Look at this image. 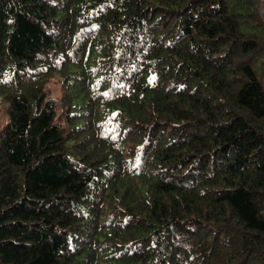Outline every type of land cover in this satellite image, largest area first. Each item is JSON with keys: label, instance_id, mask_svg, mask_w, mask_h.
<instances>
[{"label": "trees", "instance_id": "1", "mask_svg": "<svg viewBox=\"0 0 264 264\" xmlns=\"http://www.w3.org/2000/svg\"><path fill=\"white\" fill-rule=\"evenodd\" d=\"M263 4L0 0V264H264Z\"/></svg>", "mask_w": 264, "mask_h": 264}, {"label": "rangeland", "instance_id": "2", "mask_svg": "<svg viewBox=\"0 0 264 264\" xmlns=\"http://www.w3.org/2000/svg\"><path fill=\"white\" fill-rule=\"evenodd\" d=\"M262 9V14L264 15V4L261 7ZM59 77H57L56 80H53L51 83L49 82V90L51 92V95L53 97L58 98L61 102L62 100V94L61 90L63 89V86L60 82H58ZM7 107L8 104L6 101H4L3 98H0V126L3 127L7 122H8V115H7ZM61 108V104L59 105V109Z\"/></svg>", "mask_w": 264, "mask_h": 264}]
</instances>
